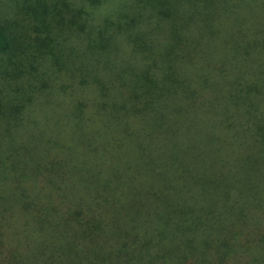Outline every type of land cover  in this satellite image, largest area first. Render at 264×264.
I'll return each mask as SVG.
<instances>
[{"label": "trees", "instance_id": "16d2710c", "mask_svg": "<svg viewBox=\"0 0 264 264\" xmlns=\"http://www.w3.org/2000/svg\"><path fill=\"white\" fill-rule=\"evenodd\" d=\"M19 10L0 264H264V0Z\"/></svg>", "mask_w": 264, "mask_h": 264}, {"label": "rangeland", "instance_id": "374dc122", "mask_svg": "<svg viewBox=\"0 0 264 264\" xmlns=\"http://www.w3.org/2000/svg\"><path fill=\"white\" fill-rule=\"evenodd\" d=\"M26 0H0V22L16 20L19 17L22 5Z\"/></svg>", "mask_w": 264, "mask_h": 264}]
</instances>
